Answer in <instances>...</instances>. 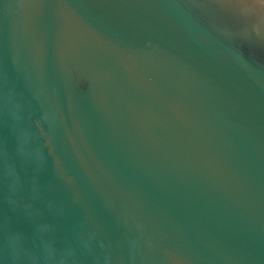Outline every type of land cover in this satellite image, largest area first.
Wrapping results in <instances>:
<instances>
[{"label":"water","instance_id":"95a60500","mask_svg":"<svg viewBox=\"0 0 264 264\" xmlns=\"http://www.w3.org/2000/svg\"><path fill=\"white\" fill-rule=\"evenodd\" d=\"M0 264H264V0H0Z\"/></svg>","mask_w":264,"mask_h":264}]
</instances>
